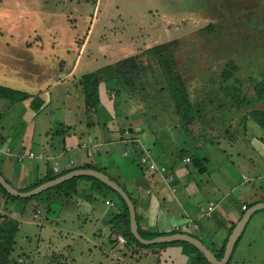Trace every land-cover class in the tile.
<instances>
[{
  "label": "crops",
  "instance_id": "1",
  "mask_svg": "<svg viewBox=\"0 0 264 264\" xmlns=\"http://www.w3.org/2000/svg\"><path fill=\"white\" fill-rule=\"evenodd\" d=\"M89 37L74 41L73 49H56L53 44L46 55H39L44 51L41 49L36 50V56L0 55V88L24 94L13 97L0 92V173L19 189L53 172L54 161L59 169L90 163L127 192L140 228L164 234L179 225L177 232L200 238L214 253L228 239L230 226H235L254 203L264 201V189H259L255 180L260 176L264 182V144L258 138L253 142L242 139L244 144L239 149L226 134L206 138L203 131L209 124L203 120L207 117L202 111L198 116L202 125L197 128L195 119L185 128L172 114L173 104L170 110L166 104L149 99L144 94L147 89L132 91L124 86L125 90L117 92L113 78L99 83L98 104L87 106L82 75L134 55L114 59L86 55ZM36 44L29 49L35 51ZM146 58L139 56L137 61ZM181 131L189 135V143ZM213 140L225 146L212 147L211 154L203 146L213 144ZM144 151L149 152L157 169L140 163ZM240 151L245 153L241 158ZM233 157H237L241 171L229 163ZM76 184L77 191L68 199L50 202L47 194L25 202L0 194V215L16 222L15 235L20 229L26 233L29 225L39 224L54 252L49 264H186L182 246L145 250L132 242L122 244L118 236L127 238V234L116 197L96 188L86 195L90 180L81 178ZM209 204L213 205L211 215L202 216L199 208ZM46 207L54 215L41 220ZM189 219H194L198 228L188 227ZM260 221L264 222V208L251 214L228 264L236 261L232 255L242 239L241 247L246 249L255 241V231L264 235ZM15 244L8 264L28 259ZM143 254L145 259L139 263Z\"/></svg>",
  "mask_w": 264,
  "mask_h": 264
},
{
  "label": "rangeland",
  "instance_id": "2",
  "mask_svg": "<svg viewBox=\"0 0 264 264\" xmlns=\"http://www.w3.org/2000/svg\"><path fill=\"white\" fill-rule=\"evenodd\" d=\"M86 35L90 37L84 54L112 59L131 53L136 59L145 58L150 46L168 43L190 97L202 102V113L207 117L203 120L209 124L203 136L226 134L239 149L244 144L242 139L253 142L258 138L264 144V0H0V55L36 56L39 49L44 50L39 55H46L53 44L56 49H73V42L83 41ZM25 41L32 42L25 45ZM35 44V51L30 50ZM155 64L150 69V63L144 62L149 68L141 72L144 90L151 94L149 99L171 110L170 94L154 90V77L161 78ZM224 70L229 72L227 78L223 77ZM104 72L114 76L111 68ZM256 109L259 111L254 117L252 111ZM172 114L176 115L174 106ZM197 124V128L202 125L198 119ZM180 135L189 143V135L184 131ZM210 143L203 146L210 153L212 147L225 146L216 140ZM240 153L239 158L245 154ZM236 158L229 163L241 171ZM255 180L263 190V179L258 176ZM50 205L53 208L52 202ZM48 215L54 213L46 207L39 219ZM38 226L29 225L26 233L20 229L15 235L19 251L28 256L18 264H49L54 252ZM243 240L233 252L236 261L231 263L264 264V235L255 231L256 245L251 242L246 249L241 247ZM144 259L145 254L139 263Z\"/></svg>",
  "mask_w": 264,
  "mask_h": 264
},
{
  "label": "trees",
  "instance_id": "3",
  "mask_svg": "<svg viewBox=\"0 0 264 264\" xmlns=\"http://www.w3.org/2000/svg\"><path fill=\"white\" fill-rule=\"evenodd\" d=\"M168 43L166 44H157L150 46L146 49L147 53H150L149 55H146L147 57L144 61H137L136 55H129L124 58H121L117 60L114 65H107L102 68L96 69L94 71L85 73L82 75L81 81L85 88L86 93V104L89 107H95L98 102V85L103 80H109L110 78H113L115 80L113 87L116 89L117 92H120L124 89V86L127 89H134L138 90L140 88L144 89L143 86V80L141 79L143 77L142 71H145V68H148L144 65V62L150 63H156L157 69L159 68L160 74H161V80L158 78L153 79V82L157 85V88H154L156 91H167L170 94V98L173 102L174 111L178 118L182 121V126L185 128H189L190 124L193 123L195 119H198L202 111L201 107V101H193V99L190 97L189 88L186 84V81L183 77V75L178 72L177 68H175V58L173 53L171 52V48ZM139 56V55H138ZM149 66V65H148ZM139 67V70L137 69ZM144 68L141 70L140 68ZM150 69H153L154 66H149ZM107 68H111L112 71H114V76H112V72L105 74L104 70ZM149 69V68H148ZM229 75V72L226 70L223 71V77L227 78L226 76ZM151 85V84H150ZM0 92L4 95L9 96H17V95H24V94H18L19 92H15L12 89L2 87L0 88ZM148 92H144L146 94ZM153 93V92H152ZM17 94V95H15ZM155 94V93H153ZM147 97L151 98V94H146ZM153 97V96H152ZM236 101V100H235ZM259 110H253L252 115L254 117H257ZM140 157V156H139ZM80 167H86V168H94V166L90 163L82 164V165H73L69 167H65L62 169H59L58 172L48 173L43 178H40L31 184H28L27 186H24L22 188H19V190H28L35 185H38L39 183L48 180L53 179L61 174H64L70 170H73L75 168ZM53 168V167H52ZM203 169V168H201ZM86 179L90 180V188L84 190V193L87 195L90 194V191L93 190V188L101 189V190H108L115 194L117 203L121 206V214L124 218V223L126 227V234H127V242H132L138 246L141 247H164L167 245L180 243L182 244V251L187 255V261L186 264H212L210 263L206 257L198 250L197 247H195L193 244L188 243L186 241H169V242H161V243H154L150 245L142 244L139 242L134 235L132 234L130 230V221H129V209L125 202V200L120 196L118 192H116L113 188H111L109 185H107L102 180L91 176V175H78L74 176L70 179H67L61 183H58L52 187H49L48 189L42 191L41 193L31 196V197H19L14 196L7 192V190L0 184V194H3L11 199H18L22 200V202H25L31 198L39 197L43 194H47V199L52 201L56 198L61 199H68V196L70 194H73L77 191V181L79 179ZM264 200V198H263ZM234 225L232 224L229 228V231L232 230ZM16 222L6 216L0 215V264H8L10 262V253L13 249V245L15 243V233H16ZM139 233L144 238H151L156 235L161 234V232L158 231H149L144 230L138 226ZM177 232L175 230H170L167 233H173ZM241 235L238 237V239L235 242V245L237 244L238 240L240 239ZM227 237L225 238L224 242L222 243L219 250H215L214 254L217 258H221L224 253L225 244H226ZM234 245V247H235ZM231 261V256L229 260L225 263L228 264Z\"/></svg>",
  "mask_w": 264,
  "mask_h": 264
},
{
  "label": "water",
  "instance_id": "4",
  "mask_svg": "<svg viewBox=\"0 0 264 264\" xmlns=\"http://www.w3.org/2000/svg\"><path fill=\"white\" fill-rule=\"evenodd\" d=\"M78 175H91L94 176L111 188H113L116 192L120 194V196L125 200L128 209H129V221H130V230L134 237L141 242L142 244L150 245L154 243H161V242H169V241H186L188 243L193 244L198 250L206 257V259L212 264H225L232 253L234 248L235 242L238 237L241 235L247 221L249 220L251 214L258 209L264 208V201L254 203L249 210L245 211L239 221L235 224L233 229L231 230L228 239L225 244V249L223 256L221 258H217L213 251H211L202 241L200 238L185 232H173V233H164L159 234L151 238H144L138 230V224L136 219V212L135 207L133 204L132 199L129 197L127 192L113 179H111L107 174L104 172L97 170L95 168H86L80 167L70 170L64 174H61L53 179L45 180L38 185L28 189V190H19L12 186L0 173V184L7 190L8 193L19 196V197H31L41 193L42 191L52 187L58 183H61L67 179H70L74 176Z\"/></svg>",
  "mask_w": 264,
  "mask_h": 264
},
{
  "label": "built area",
  "instance_id": "5",
  "mask_svg": "<svg viewBox=\"0 0 264 264\" xmlns=\"http://www.w3.org/2000/svg\"><path fill=\"white\" fill-rule=\"evenodd\" d=\"M28 155L33 156L34 153H33V152H29ZM185 160H189V157L186 156V157H185ZM139 161H140V163H146V164L149 166V168H151V169H157L156 163L152 160V158L150 157V154H149L148 151H144V153H142V154L140 155V157H139ZM53 170H54L55 172H58V170H59V164H58L57 161H54V163H53ZM243 177H244V179H246V180L249 179V177H247V176H245V175H243ZM170 178H171V176H170ZM106 202L109 203V200H106ZM243 208H245V205H243ZM39 211H40V210L38 209L37 212H36L35 214L37 215ZM212 211H213V205H211V204L207 205L206 207H205V206H201V207L199 208V212H200V214H201L202 216H210ZM187 226H188V227H193V228H198V223H197L194 219H189V220L187 221ZM174 229H175L176 231H178V230H180V226H179V225H175ZM118 240H119L122 244H125V243L127 242L126 237L123 236V235H119V236H118Z\"/></svg>",
  "mask_w": 264,
  "mask_h": 264
}]
</instances>
